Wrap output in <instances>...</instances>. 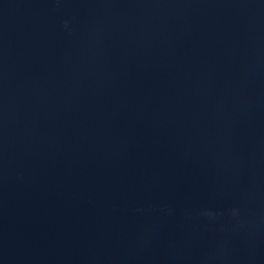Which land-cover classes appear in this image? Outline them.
I'll use <instances>...</instances> for the list:
<instances>
[{"label":"water","instance_id":"95a60500","mask_svg":"<svg viewBox=\"0 0 264 264\" xmlns=\"http://www.w3.org/2000/svg\"><path fill=\"white\" fill-rule=\"evenodd\" d=\"M0 264H264V0H0Z\"/></svg>","mask_w":264,"mask_h":264}]
</instances>
